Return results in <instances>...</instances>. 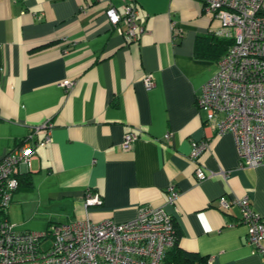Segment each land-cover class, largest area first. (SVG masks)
Returning <instances> with one entry per match:
<instances>
[{
    "label": "crops",
    "instance_id": "obj_1",
    "mask_svg": "<svg viewBox=\"0 0 264 264\" xmlns=\"http://www.w3.org/2000/svg\"><path fill=\"white\" fill-rule=\"evenodd\" d=\"M125 3L139 10L138 41L106 14L110 6L123 14ZM219 25L198 0H0V159L53 124L31 169L20 168V180L28 175L33 185L18 188L5 210L14 231L86 217L127 222L142 206L164 207L180 230L178 246L201 264H264L237 203L248 197L264 219V166H243L233 134L217 135L197 104L227 52L212 33ZM199 37H207L205 55ZM129 132L137 138L126 151ZM192 140L210 144L201 163L213 176L204 180L189 160ZM170 186L179 191L175 206ZM90 191L101 205L85 207Z\"/></svg>",
    "mask_w": 264,
    "mask_h": 264
},
{
    "label": "built area",
    "instance_id": "obj_2",
    "mask_svg": "<svg viewBox=\"0 0 264 264\" xmlns=\"http://www.w3.org/2000/svg\"><path fill=\"white\" fill-rule=\"evenodd\" d=\"M198 1L220 23L212 33L232 40L218 60L216 73L197 95L198 107L205 111L206 123L217 135L233 134L243 166H264V0ZM123 7V14L113 6L106 14L114 26L126 25L124 33L129 41H138L144 31L137 21L139 10L127 3ZM73 83L63 81L68 88ZM144 83L148 89L156 85L151 74ZM52 128L51 122L36 127L22 145L0 159V212L4 213L0 214V264H162L176 235L175 219L164 207L142 206L137 218L127 222H94L86 217L58 223L48 231H14L5 210L20 187V168L31 169L36 148L51 142ZM35 134H42L43 139L35 141ZM136 138L135 133H127L123 149L130 150ZM209 147L208 140H192L189 160L195 165L198 180L213 176L201 163ZM168 191L167 202L175 206L179 191L174 186ZM220 202L229 206L224 197ZM102 203V196L91 191L84 201L86 208ZM237 203L242 207L241 222L248 228V244L264 255V219L252 209L248 197Z\"/></svg>",
    "mask_w": 264,
    "mask_h": 264
},
{
    "label": "trees",
    "instance_id": "obj_3",
    "mask_svg": "<svg viewBox=\"0 0 264 264\" xmlns=\"http://www.w3.org/2000/svg\"><path fill=\"white\" fill-rule=\"evenodd\" d=\"M214 36V35H213ZM215 38H218L217 43L219 46L223 47L228 51L230 45L232 44V40L230 39H224L220 38L218 36H214ZM206 38L207 37H199L197 41L198 51L199 54L205 55L204 46L206 44ZM209 40V38H208ZM223 56V55H222ZM221 56V57H222ZM33 185L31 178L26 175L21 178L20 180V187L19 188H31ZM0 214H4L3 211L0 212ZM180 237V230L176 226V235H175V242L172 248L167 252L164 261L169 262V264H201L204 260L196 253L188 252L186 250H183L178 246V239Z\"/></svg>",
    "mask_w": 264,
    "mask_h": 264
}]
</instances>
